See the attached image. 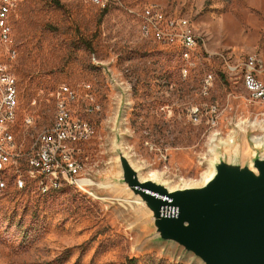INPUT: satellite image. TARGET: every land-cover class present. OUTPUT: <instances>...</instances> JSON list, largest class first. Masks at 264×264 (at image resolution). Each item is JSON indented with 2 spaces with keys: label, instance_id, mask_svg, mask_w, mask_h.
I'll return each instance as SVG.
<instances>
[{
  "label": "rangeland",
  "instance_id": "obj_1",
  "mask_svg": "<svg viewBox=\"0 0 264 264\" xmlns=\"http://www.w3.org/2000/svg\"><path fill=\"white\" fill-rule=\"evenodd\" d=\"M103 2L17 0L10 17L17 53L10 65L21 108L40 127L52 120V94L60 85H90L101 113L89 118L95 134L79 157L96 182L106 186L114 173L113 122L121 100L124 152L145 175L170 187L200 183L217 140L235 137L244 144L264 135L253 132L264 127V106L225 73L248 55L264 62V0ZM150 4L187 19L199 38L200 56L188 77L171 49L141 38L135 12ZM209 73L213 87L203 96ZM192 106L199 108L198 124L188 118ZM92 191L0 197V264H199L175 246L155 243L119 191Z\"/></svg>",
  "mask_w": 264,
  "mask_h": 264
},
{
  "label": "built area",
  "instance_id": "obj_2",
  "mask_svg": "<svg viewBox=\"0 0 264 264\" xmlns=\"http://www.w3.org/2000/svg\"><path fill=\"white\" fill-rule=\"evenodd\" d=\"M90 1L105 5L103 0ZM16 8L17 0H0V197L13 192L44 197L68 188L94 196L92 189L103 185L92 180L79 155L95 134L89 118L101 113V107L90 85L73 89L62 84L52 94L53 115L46 126L40 127L22 110L18 80L10 65L17 56L10 25ZM135 16L141 38L171 49L181 76L188 77L200 56L199 38L189 21L156 4L143 7ZM225 73L237 76L250 101L264 106V62L260 58L248 55L227 65ZM213 80L210 73L204 76L201 95L209 94ZM210 112L215 114L214 106ZM188 118L193 124L200 122L197 106L189 109ZM208 123L216 124L213 118Z\"/></svg>",
  "mask_w": 264,
  "mask_h": 264
},
{
  "label": "water",
  "instance_id": "obj_3",
  "mask_svg": "<svg viewBox=\"0 0 264 264\" xmlns=\"http://www.w3.org/2000/svg\"><path fill=\"white\" fill-rule=\"evenodd\" d=\"M123 106L121 100L113 122L114 173L96 189L119 191L155 243L175 246L199 264H264V135L244 144L214 139L210 179L200 187H170L124 152Z\"/></svg>",
  "mask_w": 264,
  "mask_h": 264
},
{
  "label": "bare ground",
  "instance_id": "obj_4",
  "mask_svg": "<svg viewBox=\"0 0 264 264\" xmlns=\"http://www.w3.org/2000/svg\"><path fill=\"white\" fill-rule=\"evenodd\" d=\"M252 127H255L256 124H251ZM259 129L261 131H264V127L262 126V123L260 124L259 126ZM212 176V172L211 171H208L207 173H205V175L202 177L201 179V182L200 183H197V184H194L192 186H186V187H200V186H203L209 179L210 177Z\"/></svg>",
  "mask_w": 264,
  "mask_h": 264
},
{
  "label": "trees",
  "instance_id": "obj_5",
  "mask_svg": "<svg viewBox=\"0 0 264 264\" xmlns=\"http://www.w3.org/2000/svg\"><path fill=\"white\" fill-rule=\"evenodd\" d=\"M136 23H137V22H136ZM137 26H138V23H137ZM64 190H66V189H64ZM62 191H63V190H62ZM126 264H137V261H136L135 259H130V260L127 261Z\"/></svg>",
  "mask_w": 264,
  "mask_h": 264
}]
</instances>
